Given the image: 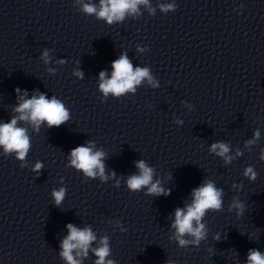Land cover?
I'll list each match as a JSON object with an SVG mask.
<instances>
[{"label":"clouds","instance_id":"1","mask_svg":"<svg viewBox=\"0 0 264 264\" xmlns=\"http://www.w3.org/2000/svg\"><path fill=\"white\" fill-rule=\"evenodd\" d=\"M74 2L80 5V12L95 16L108 25L121 22L126 16L139 14L141 5L148 9L150 15H154L156 12V9L150 6V0H99L98 4L93 3L92 0H87V2L74 0ZM158 7L162 13L166 14L175 11L177 5L175 0H172L171 3H161ZM137 50L145 51L139 47ZM41 59L45 64L49 62L48 50H44ZM64 62L60 61V63ZM111 69L110 75L106 70L99 73L98 90L103 97L101 102L106 101L109 95L118 99L127 93H135L137 87L144 81H147L152 87H158L157 81L151 75L150 68L139 66L134 68L126 53H122L119 58L112 61ZM54 71V69H49V72ZM73 75L83 79L82 71L76 70ZM15 92L18 102L13 108V112L18 115H13L9 122H0V148H3L5 157L14 153L16 160L20 161L21 168H24L26 167L27 154L31 148V138L28 129L18 126V121L29 123L34 131L38 132L42 124H46L48 128L60 127L69 121L70 113L65 104L56 96L49 98L43 92H36L29 98L26 90L16 88ZM176 123L182 124L183 122L177 121ZM258 138L259 132L256 131L253 133V139L246 141V146L254 144ZM94 147V142L89 140L85 144L73 148L69 153L67 167H72L77 172L83 173L86 179H95L99 176L101 181H107L109 177L105 175L103 162L106 154L102 150H94ZM210 152L221 157L225 164H231L234 159L230 155L229 145L223 141L212 143ZM240 155L243 153L237 152V156ZM260 160L264 161V150H261ZM135 166L138 173L132 174L126 179L129 191L140 192L142 189H146L144 194L150 196L170 194V189H165L159 180L153 182L154 169L149 167L144 160L136 161ZM43 167L44 164L37 161L32 171L38 175ZM115 175V172L111 173L113 178ZM243 175L249 181L257 179V173L253 166L245 167ZM116 185L119 186V180L116 181ZM66 191L65 187L52 191L51 195L56 206L62 204ZM191 196V203L185 204L184 207H177L172 217L173 238L180 248L198 247L207 236L206 225L202 222L206 214L210 211L220 212L223 210L224 191L218 188L212 180H205L193 188ZM231 208L236 209L238 216L243 215L245 211V205L235 197ZM66 228L68 235L60 242L59 256L66 264H82V259L87 257L88 251L97 237L90 227L81 229L69 223ZM121 231L124 232L126 229L122 227ZM92 252L97 257L94 264H116V261L107 259L111 255L107 236L100 239L99 246L92 248ZM166 264H173V262L168 260ZM246 264H264V252L255 248L249 249Z\"/></svg>","mask_w":264,"mask_h":264}]
</instances>
